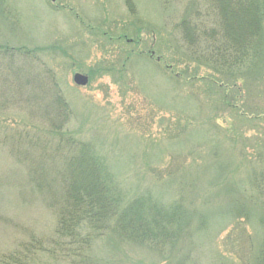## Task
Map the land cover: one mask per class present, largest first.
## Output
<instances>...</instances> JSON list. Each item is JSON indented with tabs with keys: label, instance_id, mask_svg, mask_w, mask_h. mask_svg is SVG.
Listing matches in <instances>:
<instances>
[{
	"label": "rangeland",
	"instance_id": "374dc122",
	"mask_svg": "<svg viewBox=\"0 0 264 264\" xmlns=\"http://www.w3.org/2000/svg\"><path fill=\"white\" fill-rule=\"evenodd\" d=\"M218 2L0 0V44L38 50L0 74V264L34 235L54 251L25 264H264V23L226 13L227 31ZM258 26L224 68L223 41ZM55 93L71 116L53 132ZM74 143L124 226L54 233Z\"/></svg>",
	"mask_w": 264,
	"mask_h": 264
},
{
	"label": "trees",
	"instance_id": "16d2710c",
	"mask_svg": "<svg viewBox=\"0 0 264 264\" xmlns=\"http://www.w3.org/2000/svg\"><path fill=\"white\" fill-rule=\"evenodd\" d=\"M220 5V8L222 12V28L223 26L228 31V25L229 21H227L226 13H229L230 15H236L239 18H241L243 21L247 20L251 23L255 24V20H259V24L264 23V0H220L218 2ZM225 19V20H224ZM262 26H258L254 31L247 32L246 36H243L244 38H241V43H238L234 40L233 36L228 39H232L234 41V44L229 42V40H224V51L227 53L226 56L230 55L229 51L236 54L235 62L232 61V58H230L226 63L223 65L224 68H230V66L236 65L238 60H241L242 58L245 59V57H248L245 54V51H248V44L253 43L254 48L259 46V42L263 39V32L260 31V28ZM214 28V27H213ZM255 28V27H254ZM203 34V33H202ZM201 34V35H202ZM231 35V33H229ZM200 35V36H201ZM211 36V33L209 34ZM243 44L246 47H241L240 45ZM241 48V49H240ZM258 50L255 49L253 51L252 57H256L255 52ZM38 50H29L25 47H14L10 45H3L0 44V74L6 75L8 70L12 67L11 65L17 61L18 59H21V65H23V62L26 61V59H36V55ZM244 53H241V52ZM240 52V53H239ZM239 53V54H238ZM241 54H244L241 56ZM15 59V61H13ZM237 60V61H236ZM10 63V64H8ZM243 65V64H241ZM205 77H203L204 79ZM206 87L214 94L216 91H213V87L215 85H212L209 82H206ZM2 85V84H0ZM56 85V82H55ZM57 86V85H56ZM1 88V87H0ZM219 91V89H216ZM56 91V90H54ZM225 93V92H224ZM222 102L228 104L227 98L224 96L222 97ZM54 102H56L59 107V110L55 111V114H52V117H50L51 123V130L53 132H56L55 130H60V124L64 123L63 121L70 118V114L67 113V105L66 102L62 99V97L54 95ZM59 117L58 121H56V118ZM66 122V121H65ZM59 135V134H58ZM53 141V139H52ZM82 146L74 143L71 146V150L68 149V152L71 154L70 158L67 157V161L65 162L64 157V165L61 166V176H64V185L62 194H60V200L62 203V210L58 216V220L56 222V229L54 228V233L56 236H70L72 233H74L76 228V225H79L81 223L85 224L86 226L91 225L92 230L95 229L96 226H101L100 224L103 221L104 226H107L108 229L116 228L120 224L124 226L122 223V220L120 216L117 217V220H113L112 223L109 220L107 221L106 218L109 214H119L117 205L114 204L113 198H116V196H112L114 194L112 192L113 185L110 183L108 184L107 181L104 178L103 174V164L100 160L89 159L87 157V154H85V150ZM46 149V148H45ZM48 149V148H47ZM58 148L54 150L52 155H48L47 151L44 152V159L45 163L51 167V170L54 169L57 165L55 164V153L61 154L57 152ZM89 159V160H87ZM93 165L95 167H93ZM111 192V193H110ZM104 205L109 207L112 206L111 211L107 212L109 209L107 208V211L104 208ZM127 211V210H125ZM128 213V211L126 212ZM110 216V215H109ZM130 221L131 219H134V216L129 217ZM90 220L95 221L93 224ZM71 228V232H69V227ZM88 232V231H87ZM34 235V234H33ZM77 235V233H76ZM78 237V236H77ZM41 239L38 237H31L30 240L24 241L23 246L19 250H16L12 254L14 255L13 258L6 257L1 264H25L23 259L25 257H28L29 254H32L33 256L40 251H54L51 250V248L46 247ZM85 247H87L85 244L78 246V249H70L71 256L79 255L84 256L86 253L84 251ZM89 247V245H88ZM71 248V247H70ZM69 253V254H70ZM26 259V258H25ZM83 262H85L83 260ZM90 264V263H88Z\"/></svg>",
	"mask_w": 264,
	"mask_h": 264
},
{
	"label": "water",
	"instance_id": "95a60500",
	"mask_svg": "<svg viewBox=\"0 0 264 264\" xmlns=\"http://www.w3.org/2000/svg\"><path fill=\"white\" fill-rule=\"evenodd\" d=\"M74 82L80 86H86L89 82V77L80 73L74 76Z\"/></svg>",
	"mask_w": 264,
	"mask_h": 264
}]
</instances>
